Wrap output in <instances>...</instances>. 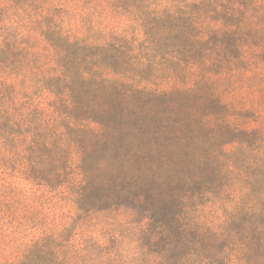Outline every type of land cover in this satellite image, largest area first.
I'll list each match as a JSON object with an SVG mask.
<instances>
[{
  "label": "rangeland",
  "instance_id": "374dc122",
  "mask_svg": "<svg viewBox=\"0 0 264 264\" xmlns=\"http://www.w3.org/2000/svg\"><path fill=\"white\" fill-rule=\"evenodd\" d=\"M217 1L238 8V30L228 40L243 44L245 61L220 73L194 70L173 78L162 49L155 53L143 42L142 26L109 0H0V98L5 84L14 86L12 93L26 84L42 106L52 99L30 85L31 73L57 72L33 20L40 8H52L57 25L88 44L105 45L112 34L134 40L140 87L194 89L174 96L185 97L188 107L167 102L163 112L189 123L190 162L206 160V177L194 185L185 183L192 182L190 174L176 172L178 199L159 214L129 204L86 215L3 166L10 158L0 148V264H24L28 252L30 264H264V0ZM16 144L17 154L29 148V142Z\"/></svg>",
  "mask_w": 264,
  "mask_h": 264
},
{
  "label": "trees",
  "instance_id": "16d2710c",
  "mask_svg": "<svg viewBox=\"0 0 264 264\" xmlns=\"http://www.w3.org/2000/svg\"><path fill=\"white\" fill-rule=\"evenodd\" d=\"M109 1L142 26L143 42L155 53L162 49L159 54L173 78L194 70L220 73L245 61L243 44L228 40L238 30L235 5L223 8L217 0ZM158 1L165 7L159 8ZM221 16L225 21L218 25ZM54 18L52 8H40L33 16L57 64L53 74H30V85L52 96L47 106L28 94L26 84L13 93L12 85L2 89L0 148H7L10 158L3 166L72 201L80 214L129 204L159 214L178 199V170L193 177L188 185L206 177V160L194 164L186 155L189 123L163 112L167 102L188 107L185 97L174 96L195 90L185 84L172 90L140 87L134 40L112 34L105 45L88 44L66 34ZM208 18L213 25L204 24ZM228 52L240 57L231 59ZM17 141L29 142V148L17 154ZM23 262L30 264V252Z\"/></svg>",
  "mask_w": 264,
  "mask_h": 264
}]
</instances>
